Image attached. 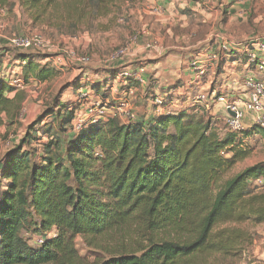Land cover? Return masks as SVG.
Instances as JSON below:
<instances>
[{
  "label": "trees",
  "instance_id": "16d2710c",
  "mask_svg": "<svg viewBox=\"0 0 264 264\" xmlns=\"http://www.w3.org/2000/svg\"><path fill=\"white\" fill-rule=\"evenodd\" d=\"M126 1L0 0V10L10 14L18 7L33 24L76 34L118 15ZM226 16L224 11L222 23ZM234 55L228 60L246 62L244 54ZM14 61L26 82L44 83L57 74L32 55L17 52ZM119 74L88 89L113 106L117 97L108 88ZM7 92L13 89L2 79L0 124L2 116L14 124L24 101L23 93ZM169 96L164 107L182 101ZM80 100H53L0 158V264H83L75 250L78 236L108 255L92 264H215V257L242 253L248 235L240 227L264 223V162L231 171L251 154L246 141L264 140V127L219 134L214 120L182 109L129 123H88L74 132ZM44 119L54 127L42 128ZM23 233L42 243L30 246ZM130 233L133 246L101 242Z\"/></svg>",
  "mask_w": 264,
  "mask_h": 264
},
{
  "label": "rangeland",
  "instance_id": "374dc122",
  "mask_svg": "<svg viewBox=\"0 0 264 264\" xmlns=\"http://www.w3.org/2000/svg\"><path fill=\"white\" fill-rule=\"evenodd\" d=\"M237 2L240 3V8H232L233 15L228 16L227 23L222 26L221 12L218 17H208L188 11L192 14L182 17L178 22H172L162 19L166 17L164 10H161L160 14H155L152 9L155 8L153 0H127L118 15L100 19L76 34L33 24L31 18L23 14L18 7L14 9L16 12L13 10L10 14L6 11L0 12V41H3L0 42V62L6 64L0 77L11 79L12 76L19 75L23 80L22 68L14 61L17 52L32 55L40 59L41 65L47 64L57 72L53 79L44 83H37L31 78L27 82L31 81L27 88L18 91L23 93L24 101L15 123L6 122L2 116L0 158L19 143L25 135L26 127L42 115L53 100L57 98L59 103H76L81 97L78 96L80 91L73 89L75 84L80 83L82 89L89 90L87 84L103 83L113 72H121L124 69L134 71L143 64L149 66L150 63L156 68L153 66L148 68L143 99L151 101L154 92L149 90L152 89V85L156 87L160 85L157 93L166 97H170L172 88L182 85L174 91L175 96L181 97L182 101H172L168 106L170 112L190 109V115L197 118L201 117L200 115L211 118L216 123L214 125L218 133H225L227 129L223 124L222 111L218 108L208 109L209 112L203 108L196 110L192 100L199 94L196 92L202 90L205 94L208 91H214L216 95L231 93L233 87H238V84L242 83V80L235 75L239 68H232L227 64L224 74L218 77L216 71L212 70L204 76L192 77L188 72V62L198 52L211 47H217L216 52H218V47L224 41L238 45L249 40L264 41V0H237L223 5L238 6ZM203 3L200 1V6L205 10ZM35 36L40 37L48 45V49L19 51L9 44V40L13 37L30 39ZM125 48L127 55L110 66L108 61L110 62L113 54L118 49ZM45 57L49 60L42 61L41 59ZM56 57H60L61 62L55 63ZM82 57L87 59L85 64L78 62ZM14 67H17L16 71ZM231 77L234 78V82L230 80ZM227 84L231 87H226ZM7 93L12 97L16 92ZM49 125L54 127L50 119H44L41 124L42 128ZM245 143L251 154L246 160L237 164L231 174L264 162V140L255 137ZM240 228L248 235V242L242 247V253L226 260L215 257V264H264V223H248ZM22 235L26 237L24 233ZM26 238L30 246H36L35 236L28 235ZM116 239L101 242L106 247H119L126 244L133 246L136 240L132 233L121 240ZM74 243L78 256L84 261L83 264H92L95 260L108 257L102 249L89 247L80 236L75 238Z\"/></svg>",
  "mask_w": 264,
  "mask_h": 264
},
{
  "label": "built area",
  "instance_id": "2783aa9c",
  "mask_svg": "<svg viewBox=\"0 0 264 264\" xmlns=\"http://www.w3.org/2000/svg\"><path fill=\"white\" fill-rule=\"evenodd\" d=\"M9 44L12 48L26 51L29 49H48V45L44 41L35 36L30 39L13 37L9 40ZM149 47V46H147ZM225 55L236 53L237 55H245V72L240 77L242 79L241 88L244 91L245 97L242 99L229 100L224 95L216 94H197L192 102L194 105H198L199 108L209 109L218 108L222 111L224 123L227 131L239 132L244 130V119L247 115H251V125H258L264 127V41H246L243 44H236L233 46H227L222 44L220 47ZM127 55V48L118 49L112 56L109 65H113L117 60ZM217 54L206 51V53L198 54L189 64L191 71L197 76H204L212 70V66L217 62ZM55 63L61 62L60 57L54 59ZM79 63L85 64L87 59L82 57L78 60ZM146 69L141 66L137 69L130 70L124 69L120 72L116 80L109 86L108 91L115 95L119 93L121 87H125L122 92L119 93V98L115 100L113 106H109V100L102 98L95 92L86 93L84 91L79 92L81 106L79 111L76 112L72 129L74 132H78L82 127L88 123H95L100 121H106L109 119H118L122 123H129L135 121L137 115L133 110V99L136 96L137 89L135 85L144 84V75ZM7 73H5L6 76ZM12 74V73H11ZM18 74V73H15ZM261 77V78H260ZM5 80L13 92H18L20 89L27 88L26 81L21 79V76H12V78L0 77V80ZM131 79L135 83L134 86H126V80ZM36 81V80H35ZM37 82V81H36ZM39 83V82H37ZM163 98L157 96L153 98L152 105L154 107L155 115L169 114V107L163 106ZM36 245L42 243L41 238H35Z\"/></svg>",
  "mask_w": 264,
  "mask_h": 264
},
{
  "label": "crops",
  "instance_id": "0c3cea01",
  "mask_svg": "<svg viewBox=\"0 0 264 264\" xmlns=\"http://www.w3.org/2000/svg\"><path fill=\"white\" fill-rule=\"evenodd\" d=\"M200 1H203L204 2L203 4H204V7H205V10L202 9V7L200 6ZM200 1L199 0H197V1H193V0H153V6L155 8H152V9H154L155 14H160L164 10L163 13H164V15L166 17H162V19L164 18L165 20H171L172 22H175V21L178 22L179 19H181L182 17L185 18L186 15H191L192 13L199 14L201 16H208V17L209 16H214V17H218L219 12H221L222 13V18H223L224 11H227V16H226L225 23H222V19L220 20V23L222 24V26H224L227 23L228 19H229L228 16L230 17V15L231 16L233 15L232 8L233 9L240 8V6H239L240 3H238V2H237V4H238L239 7L237 5H235V6L232 5L231 7L230 6L223 5V4H229L231 2H235L237 0H227L228 2H225V0H200ZM238 1H240V0H238ZM207 5H209V6H207ZM223 7H224L225 10L223 9ZM206 10H208L209 12L206 11ZM188 11L189 12H192V13H188ZM0 12L1 13H5L4 10H0ZM14 12H16V11L14 10ZM165 20H163V22ZM0 42H3V41H0ZM222 44L227 45V46H230V47L233 46V45H236V43H234V42H225L224 41L218 47L219 48L218 49V52H216L217 47H211V48H209L207 50L200 51V52H198L188 62V68H189L190 62L198 54H200V53H206V51H211V52L217 54V56H218L217 62H215L214 65L212 66V71H214V72L217 71L219 62L220 61H225V64L223 66L222 74H220V75H223L224 74V72H225L224 71L225 70V66L227 64H230L232 66V68H239L237 70V72H236L235 75L238 77V79H241L240 77L242 76V74L245 72V69H246L245 63H241L240 61H236L234 58H233L232 61H229L228 60L229 59L228 58L229 55H225L222 51H220V47H221ZM233 57L238 58L237 55H234ZM15 63H18V62L15 61ZM143 66L146 69V73L144 75V84L141 85V86L140 85H137L138 86L137 87V93H136V96L133 99V103H132L133 104V110L135 111V113L137 115V119H141V118L148 119L149 117L154 116L155 115V112H154V107L152 105L153 98H155L157 96H160V97H162V98L165 99V97H166L165 95H162L160 93H157L158 92V88H159L160 85H158L157 87L155 85L154 86L152 85V89L149 90V92H154V94L151 96V101H149L148 99H143V97H144V90H146V78H147V75H148V68L149 67H152V66L156 68V66L154 64H152V63H150L149 66L148 65H144V64H143ZM5 68H6V64L3 63V62H0V73H3L4 70H5ZM14 69L16 71L17 67H14ZM188 72H189L190 75H192V77L195 75L191 71L190 68H189V71ZM220 75H216V77H218ZM149 76H151V75H149ZM230 80L232 82L235 81L233 77H231ZM226 87L230 88L231 86L229 84H227ZM232 89L233 90H231V93H229L227 95H224L229 100L242 99V98L245 97L244 91L241 88V83L238 84V87H233ZM79 91H84V92H86L88 94L91 93V92H93L91 90H86V89H81ZM196 93H205V91L202 90V91H200V92L198 91ZM211 93L216 94V93H214V91H208V93H206V94H211ZM109 94H110V96L112 98L113 97L114 98L117 97L115 100H117L119 98V93H118V95L117 94L112 95L109 92ZM218 94L219 95H223V94H220V93H218ZM171 95H173L174 97H176L175 94H174V92H172ZM192 105H193V107L196 108V110H199L200 109L198 105H194L193 103H192ZM209 109H212V108H209ZM207 111L209 112V110L206 109V112ZM251 117H252L251 115H247L246 118L244 119V126L246 127L245 129H247V128H249L251 126ZM224 118H225V116L222 113L223 124H225L224 123Z\"/></svg>",
  "mask_w": 264,
  "mask_h": 264
}]
</instances>
